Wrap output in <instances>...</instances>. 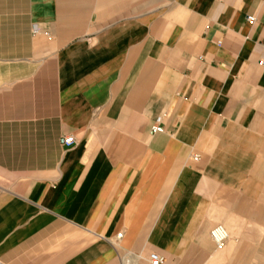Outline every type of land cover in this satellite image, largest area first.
Listing matches in <instances>:
<instances>
[{
  "label": "crops",
  "instance_id": "crops-1",
  "mask_svg": "<svg viewBox=\"0 0 264 264\" xmlns=\"http://www.w3.org/2000/svg\"><path fill=\"white\" fill-rule=\"evenodd\" d=\"M154 251L264 264V0H0V264Z\"/></svg>",
  "mask_w": 264,
  "mask_h": 264
},
{
  "label": "built area",
  "instance_id": "built-area-1",
  "mask_svg": "<svg viewBox=\"0 0 264 264\" xmlns=\"http://www.w3.org/2000/svg\"><path fill=\"white\" fill-rule=\"evenodd\" d=\"M247 20L252 22L254 20L253 16H247ZM151 130L153 132L156 131H163V128L158 126L157 124L151 125ZM74 142L72 136L64 137L62 140V143L66 146L72 145ZM194 159H198L199 157L197 155L193 156ZM211 239H213L216 248L221 247L224 242L227 240V230L223 224L215 225L211 231H210ZM121 237V234L116 235V239H119ZM148 262L149 264H164L165 258L164 256L159 255L157 252H151L148 254Z\"/></svg>",
  "mask_w": 264,
  "mask_h": 264
}]
</instances>
